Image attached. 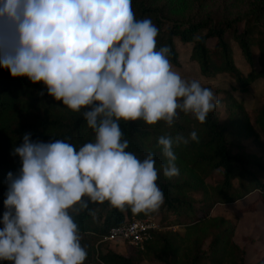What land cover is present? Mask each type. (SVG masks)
I'll return each instance as SVG.
<instances>
[{
  "label": "clouds",
  "instance_id": "9594fccd",
  "mask_svg": "<svg viewBox=\"0 0 264 264\" xmlns=\"http://www.w3.org/2000/svg\"><path fill=\"white\" fill-rule=\"evenodd\" d=\"M158 27L137 19L132 0H0V67L12 77L42 82L47 94L83 112L95 134L77 147L67 140L15 147L21 167L7 174L0 218V261L10 264H85L86 246L74 215L107 202L121 212L157 211L164 193L160 170L180 174L173 147L199 142L196 131L160 136L167 163L154 153L126 151L120 121H163L179 113L204 123L219 104L214 91L173 70L167 45L157 47ZM43 95V93H41Z\"/></svg>",
  "mask_w": 264,
  "mask_h": 264
},
{
  "label": "trees",
  "instance_id": "16d2710c",
  "mask_svg": "<svg viewBox=\"0 0 264 264\" xmlns=\"http://www.w3.org/2000/svg\"><path fill=\"white\" fill-rule=\"evenodd\" d=\"M132 9L137 19L150 18L158 27L157 47H170L172 66L185 74L177 43L187 45L188 59L196 64V80L202 86L210 88L208 82L226 75L233 91L243 93L255 79L264 78V0H132ZM237 56L248 66L247 72L236 64ZM217 99L219 104L204 123L182 112L171 127L163 121L155 125L142 120L119 122L123 139L129 141L126 151L140 159L154 153L157 169L167 163L157 146L160 136L187 138L196 131L199 142L174 145L180 174L168 179L160 170L157 184L164 203L157 211L121 212L105 202L89 204L94 216L88 210L74 215L88 252L85 264H138L144 257L156 264H264V253L255 261L247 257L251 237L247 243L237 242L235 224L210 215L215 203L230 211L264 210V159L244 143L247 139L257 143L256 128L264 138V98L255 106L252 120L231 91ZM85 110L68 109L47 94L42 82L12 77L0 67V218L5 211L7 174L16 175L21 167L14 149L23 143V135L31 133L33 141L67 140L78 149L95 138L83 117ZM213 173L216 182H205ZM151 214H158L168 227L152 229L141 249L122 253L102 243L110 227ZM181 217L188 220L182 222ZM171 225H180L182 233L176 235Z\"/></svg>",
  "mask_w": 264,
  "mask_h": 264
},
{
  "label": "rangeland",
  "instance_id": "374dc122",
  "mask_svg": "<svg viewBox=\"0 0 264 264\" xmlns=\"http://www.w3.org/2000/svg\"><path fill=\"white\" fill-rule=\"evenodd\" d=\"M177 49L181 65L184 67L187 74L177 71L174 67L173 70L180 73V75L187 80H196V64L188 59L187 45L177 43ZM236 64L242 72H247L248 66L243 62L239 56L236 57ZM257 66V64H255ZM188 77V78H187ZM211 89L216 88L218 92L215 93L216 97L223 95L224 93L231 91L235 97L242 100L244 108L248 111L250 119L252 120L255 106L264 98V78H257L249 84L247 90L243 93L233 91L230 79L225 75L217 76L210 82H208ZM204 85V83H202ZM201 84V85H202ZM223 114V112H221ZM259 133L257 143L251 139L244 141L245 145L252 149L259 157L264 159V138L261 135L259 129L256 128ZM217 180V176L213 173L205 177L204 181L214 184ZM245 203V200L241 202ZM211 216H221L233 222L236 226L234 239L239 243H247L248 238H252V242L249 244L247 257L250 261L260 259L264 253V210L260 208H254L251 211H230L225 209V206L219 203H215L210 209ZM148 217L152 218L156 224V227L164 229L168 227L160 222L158 214H151ZM182 222L188 220L186 217H181ZM171 231H174L176 235L182 233L180 225L169 226ZM261 236V237H260ZM260 237V239H259ZM102 243L111 249L119 252L127 253L135 248L127 241H121L116 239L114 241L102 239ZM134 247V248H133ZM10 264V262H9ZM138 264H156V262L150 257L140 258Z\"/></svg>",
  "mask_w": 264,
  "mask_h": 264
},
{
  "label": "built area",
  "instance_id": "2783aa9c",
  "mask_svg": "<svg viewBox=\"0 0 264 264\" xmlns=\"http://www.w3.org/2000/svg\"><path fill=\"white\" fill-rule=\"evenodd\" d=\"M155 227V222L148 216L133 218L110 227L103 239L127 241L133 246L141 249L144 242L150 237V231Z\"/></svg>",
  "mask_w": 264,
  "mask_h": 264
}]
</instances>
